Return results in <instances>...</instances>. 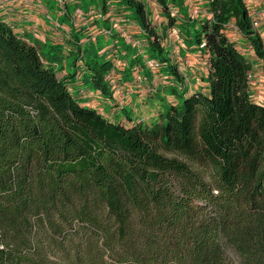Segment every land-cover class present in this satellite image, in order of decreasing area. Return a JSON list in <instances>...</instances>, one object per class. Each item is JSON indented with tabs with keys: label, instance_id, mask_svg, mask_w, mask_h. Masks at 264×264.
<instances>
[{
	"label": "trees",
	"instance_id": "16d2710c",
	"mask_svg": "<svg viewBox=\"0 0 264 264\" xmlns=\"http://www.w3.org/2000/svg\"><path fill=\"white\" fill-rule=\"evenodd\" d=\"M157 2L165 32L141 0L99 4L128 10L149 59L181 83L162 44L176 1ZM206 2L208 19L178 29L206 55L208 92H178L153 126L82 106L0 18V264H264V106L227 27L262 61L264 42L243 0ZM88 67L107 93L113 64Z\"/></svg>",
	"mask_w": 264,
	"mask_h": 264
},
{
	"label": "crops",
	"instance_id": "0c3cea01",
	"mask_svg": "<svg viewBox=\"0 0 264 264\" xmlns=\"http://www.w3.org/2000/svg\"><path fill=\"white\" fill-rule=\"evenodd\" d=\"M36 1L37 0H35V2ZM78 1H80V3L82 2V0H73V3L77 5V8L78 6H80ZM141 1H143L147 6L150 21L152 22V24L157 26L159 31L165 32L164 30L167 27V22L157 0ZM175 1V4H170V9L172 11V16L176 19V26L170 30L168 29L167 33H164L162 35V44L164 48H167L171 63L177 67L179 74H181L182 78L184 79L181 83L176 82L171 76L163 74L162 72H160L161 70L151 71L147 67V62L150 59L144 60V63H141L139 60V56L134 58L135 65H131L132 63H128V68L132 69V71H128V68H124V64L126 63L124 61V58H126L128 54H132L134 56L136 53L137 46L135 41L140 42V26L133 20V18L131 17V13L120 5L112 4L107 9L106 14L103 13V17L105 18V20L111 22L113 24V27L117 26L119 28V34H116L115 38L119 40L118 42L121 43V46L125 47L123 50L128 52L127 55L121 54L120 50V53L117 52L118 56H120V58L118 59H120L121 62H118L114 58V61L112 62L115 71L111 73L110 77H107V80L109 78H117L118 83L115 82L114 87L115 89L117 88V90H123V93H126V91L130 88L127 92V95H124L120 92V94L117 93L114 96L112 91L111 94L116 99L115 105H120L124 108H128V106L132 107L133 105H136V102L138 100L144 102L146 99H148V96H151L156 91H159V96L166 100L167 104L169 105L179 103V101L175 99V96H177V94H179L180 92H186L187 94H193L195 92H208L209 72L207 59L205 58L206 55L203 54V51L201 49H198V46L187 45L185 42H183V40L181 39L182 36L179 35L178 29V26L186 23V21L188 22V19L192 22H195L196 24L200 20H204L205 18L208 19L209 15L207 12V2L206 0ZM243 1L247 7L250 17L258 22L257 32L264 42V0ZM95 4L98 5L97 8L87 9V11L85 9H82L83 7H79L76 11L75 16H73V13H71V11H68V16H62L59 11L60 21L62 20V22H64L65 20H72L71 22L73 23V28L80 24L88 27H95V31L91 35H89L90 37L81 40L82 46L88 43V41L91 42V40L96 41L98 38H101V40L108 38L106 34L109 30L108 27L105 26L103 28H99L100 20L103 17L101 18L100 16H102V14H99L101 12L100 4ZM41 11L44 12L46 10L43 7ZM37 13L32 7L31 3L26 4L25 2H23V0H0V18L5 20L8 24L13 25L15 33L23 36L26 40L30 41L31 44L38 45L41 51L43 50L42 47L48 44V52H55L56 48L61 46L60 44H63V42L65 43L64 40H67L70 37H74V33L72 32V30L65 27L64 23L56 22V24H52V26L48 27L46 25V22L42 21V15H44V13ZM78 15H80L81 18L77 17ZM83 17L87 18L83 19ZM21 24H29L30 27L33 25L35 26V30H29L30 32L27 33L22 28ZM39 29H42V33L39 32ZM81 29L82 27L78 29V31L81 32ZM44 33L47 34L45 35L46 37L44 36ZM226 34L229 40L235 44L238 50L248 59L251 64L250 94L252 101L255 104L264 106V61L258 59L255 56L254 50L248 45L247 41L243 39L242 35L235 27L234 22L228 25ZM175 36L177 37V39ZM57 44L60 46H58ZM179 46H183L184 48H181ZM48 65L51 66V64ZM136 68H139V71L141 72V75L139 76L140 81L138 80L139 77H136L134 73L135 71H137ZM191 70L198 73V79L196 76L193 77V75L191 74ZM148 73L150 74L149 77L145 78ZM122 75H125V78L122 77ZM129 75H132L130 79L131 82H128L126 80V77ZM83 76L85 77V75H82L74 78V76L67 74L65 77L69 78V85L71 84L70 80H72L73 78V80L75 81H83ZM186 78H190V81L187 82ZM109 83L113 84L112 81H109ZM144 83H147L152 90L149 91L148 95L147 93L145 94L142 91V89L144 88ZM194 85H198L197 88L191 89ZM111 89H113V87ZM174 89L177 91L176 93H174ZM82 91L83 90H81V92ZM96 92H98L97 94L102 93L100 91ZM140 92L142 94H139ZM150 92L152 93L150 94ZM167 93L173 95L169 96ZM89 97L94 96L89 95V93H81V97H79L81 105L97 110V104L95 103L94 99H89ZM104 111L107 110H101V113H103ZM120 123L123 122L120 121ZM123 124L128 125L126 123Z\"/></svg>",
	"mask_w": 264,
	"mask_h": 264
},
{
	"label": "rangeland",
	"instance_id": "374dc122",
	"mask_svg": "<svg viewBox=\"0 0 264 264\" xmlns=\"http://www.w3.org/2000/svg\"><path fill=\"white\" fill-rule=\"evenodd\" d=\"M90 1L91 0H82L81 3L80 1H78L80 4L78 8L83 7L82 9H85L87 11V9L97 8L98 5H96L95 3L99 4L100 2H102V0H95L93 1V3H90ZM30 3L32 7L34 8V10L36 11V13L38 11L37 14L44 13V15H42V21L46 22V25L48 27L52 26V24H56V22H61L65 24V27L69 28L74 33V37H70L69 39L64 40L65 43L63 42V44H60L61 46L57 44L60 47L58 48L54 47L56 48L55 52H48L49 51L48 44L42 47L43 49L42 52H41L40 47L38 45L37 46L39 48V51L41 52L42 61L44 63V66L49 67L48 64H51V68L57 74V77L63 78L68 74L76 78L78 76L85 75V77L83 76L84 79L81 82L73 80L74 78L70 80L71 84H69V87H70V90L72 91L71 94L73 95L75 99L79 100V97H81V93L82 94L89 93V95H93L94 97H89V99H92V100L94 99L95 103L97 104L96 106L97 110L96 109L95 110L98 111L106 119L110 121H115L116 123H119L120 121H122L123 123L129 124L130 121L132 120L133 122L144 121L148 126H153L158 122L159 115L164 114L165 111L169 108V104H167L166 100L161 101L155 97L154 98L152 97L150 102L148 103L146 101L142 102L138 100L136 102V105H133L132 107L128 106V108L127 107L124 108L123 106L115 105L116 99L114 97L115 93H118V94H120V92L123 93V90L119 89L118 91L114 93V96H112L111 94L113 91V89L111 88L114 87L115 85L114 83L115 82L118 83L117 78L115 79L109 78V79H112L113 84H110L109 80L104 78V82L108 84V92L105 94L104 93L97 94L98 93L96 92L97 87L95 88V83L93 84L92 82L94 79L89 78L91 75H90L88 66L91 65V61L95 59H97L98 61L107 59L109 60V62L113 64L112 61H114V58L118 62H121V60L118 59L120 58V56H118L117 52L120 53L121 51V54L123 55L128 54V52L123 50L125 47L121 46V43L118 42L119 40L115 38V35L119 34V28L117 26L113 27V24L111 22L105 20L104 17L103 18L101 17L102 19L100 20L99 28H103L105 26L108 27L109 29V32L107 34L108 38L104 40H101V38H98L96 41L91 40V42L88 41V43L82 46L81 40L87 39L88 37H90L89 35H91L95 31V27H88V26L80 24L78 26H75L74 27L75 30H74V28L72 27L73 25V23L71 22L72 20L71 21L65 20L64 22H62V20L60 21V17H59V11L62 16H68L69 15L68 11H71V13H73V16L76 15V11L78 10V8H77V5L73 3V0H65L63 2L59 0H37L35 2V0H33V1H30ZM43 7L46 10L44 12L41 11ZM77 17L81 18L80 15H78ZM84 18H87V17H83V19ZM21 26L27 33H29L31 30H35V26L33 25L30 27L29 24H21ZM81 27H82L81 29L82 31L79 32L78 29H80ZM39 32L42 33V29H39ZM45 35L47 34L44 33V36ZM181 39L184 42V39L182 37ZM55 43H58V42H55ZM179 47L184 48L183 46H179ZM186 47H189V46H186ZM146 54L143 48V44L140 43L136 48V53L134 56L132 54H128V56L124 58V61L127 63L126 68H128L129 66L128 63H132L133 65H135L134 58L137 56H139L140 62L144 63V60L149 59V57ZM101 58H104V59H101ZM136 70L137 71L134 72L135 76L139 77L141 75V72L139 71V68H136ZM128 71H130L129 68H128ZM191 74L193 75V77L196 76L198 79L197 72L191 70ZM107 76L110 77V74ZM107 76L105 75V77ZM122 77L125 78V75H122ZM131 77L132 75L127 76L126 80L128 82H131L130 80ZM138 80L140 81V77L138 78ZM175 80H177L176 77H175ZM186 81L189 82L190 78H186ZM143 86H144V88L142 89L143 93L145 94L147 93L148 95L149 91L151 90L149 85L147 83H144ZM197 86L198 85H194L191 89H196ZM129 89L126 91V93H123V94L127 95V92L129 91ZM81 90L83 91L81 92ZM139 94H142V93L140 92ZM168 95L170 96L173 94L169 93ZM175 99L179 102L182 101L179 95L175 96ZM101 110H107V111H104L103 113H101Z\"/></svg>",
	"mask_w": 264,
	"mask_h": 264
},
{
	"label": "clouds",
	"instance_id": "9594fccd",
	"mask_svg": "<svg viewBox=\"0 0 264 264\" xmlns=\"http://www.w3.org/2000/svg\"><path fill=\"white\" fill-rule=\"evenodd\" d=\"M30 1H33V0H24V2L26 3V4H28V3H30ZM59 1H61V2H63V1H65V0H59ZM101 8V7H100ZM102 10V9H101ZM100 10V11H101ZM99 14H102V16H100V17H103V13H99ZM264 16V15H263ZM254 22H256L257 24H258V22L257 21H255V20H253L252 19V24H253V28L257 31V28H258V26L257 27H254ZM108 32H109V30H108ZM141 32V31H140ZM106 34H108V33H106ZM136 42V46H138L140 43H142L141 41L139 42V41H135ZM38 47V46H37ZM42 52V51H41ZM155 65H157L156 64V62H153L152 60H149L148 62H147V67L152 71V70H160L158 67H156ZM49 67H51V66H49ZM124 68H126V63L124 64ZM144 70V69H143ZM115 71V68L113 69V71L112 72H114ZM113 79H115V78H113ZM109 81H112V79H108ZM250 82H251V72H250ZM112 83H113V81H112ZM115 84V83H114ZM68 87H69V85H68ZM69 90H70V87H69ZM116 91H118L117 90V88L115 89V87H113V95H114V93L116 92ZM70 92H72L71 90H70ZM117 93H115V95H116ZM84 107H86V106H84ZM88 108V107H87ZM112 122H115V121H112ZM116 123V122H115Z\"/></svg>",
	"mask_w": 264,
	"mask_h": 264
},
{
	"label": "built area",
	"instance_id": "2783aa9c",
	"mask_svg": "<svg viewBox=\"0 0 264 264\" xmlns=\"http://www.w3.org/2000/svg\"><path fill=\"white\" fill-rule=\"evenodd\" d=\"M258 26V24L256 23V22H254V27H257ZM156 67H157V65H155Z\"/></svg>",
	"mask_w": 264,
	"mask_h": 264
}]
</instances>
